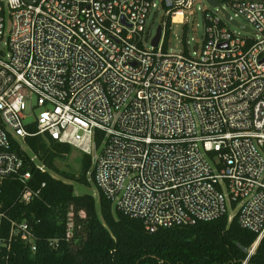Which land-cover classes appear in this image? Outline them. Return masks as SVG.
<instances>
[{"label":"built area","instance_id":"built-area-1","mask_svg":"<svg viewBox=\"0 0 264 264\" xmlns=\"http://www.w3.org/2000/svg\"><path fill=\"white\" fill-rule=\"evenodd\" d=\"M215 1L220 8L0 0V189L15 179L23 184L17 205L39 197L45 183L30 188L22 153L27 137L47 135L89 156L88 179L147 231L236 218L256 235L253 256L264 243V0ZM197 4L201 44L170 53L171 21ZM159 10L154 47L147 20ZM14 206L0 202L5 262L16 242L37 250L33 225L10 217Z\"/></svg>","mask_w":264,"mask_h":264},{"label":"trees","instance_id":"trees-1","mask_svg":"<svg viewBox=\"0 0 264 264\" xmlns=\"http://www.w3.org/2000/svg\"><path fill=\"white\" fill-rule=\"evenodd\" d=\"M24 144L27 152L22 156L32 173L28 184L34 190L43 183L45 187L30 204L17 205L23 184L7 179L0 189V202L5 208L15 204L10 217L33 225L37 250L31 253L16 242L9 259H0V264H243L245 259H249L247 264H264V243L248 258L256 235L243 229L236 218L149 232L141 220L121 213L102 192H98L97 200L89 193H75L73 183L93 185L87 176L92 168L89 156L80 159L76 176L56 166L72 155L71 146L47 135L27 137ZM27 153L36 156L46 171L29 163ZM50 240H57L58 247L50 246Z\"/></svg>","mask_w":264,"mask_h":264},{"label":"rangeland","instance_id":"rangeland-1","mask_svg":"<svg viewBox=\"0 0 264 264\" xmlns=\"http://www.w3.org/2000/svg\"><path fill=\"white\" fill-rule=\"evenodd\" d=\"M198 7L199 4L196 5L195 13L189 14L188 12H185L184 15L176 16L171 21V31L168 40V51L170 53H182L187 42L189 43L191 52L194 51L196 44H201L205 27L203 14L197 9ZM155 12H152L147 20V27L151 30L152 36L156 34L158 26L162 23L163 16L160 10L157 12V15H154ZM236 21L243 23V19L241 18H236ZM9 26L10 25L8 24V27ZM231 30L237 31V29L234 27H231ZM184 35H186L185 38ZM82 157V154H80L77 150H74L72 155L69 156L67 160L57 162L56 166L60 171L77 176L80 172V159ZM55 176L58 177L57 175ZM89 182L93 184L91 187H85L77 183H73L75 187V193L80 195L89 193L97 200L99 191L92 180L89 179ZM68 228L72 235V223H69Z\"/></svg>","mask_w":264,"mask_h":264},{"label":"water","instance_id":"water-1","mask_svg":"<svg viewBox=\"0 0 264 264\" xmlns=\"http://www.w3.org/2000/svg\"><path fill=\"white\" fill-rule=\"evenodd\" d=\"M27 3L29 4H34L35 3V0H26ZM207 2L212 6V7H217V8H220V4L215 1V0H207ZM226 18L231 21L233 24L236 25V22L232 21V19H230V17L228 15H226ZM240 29L244 30V31H247L248 29L242 25H237ZM160 36H161V29L160 27L157 29V33H156V37L153 41V46L156 47L158 45V42L160 40Z\"/></svg>","mask_w":264,"mask_h":264}]
</instances>
